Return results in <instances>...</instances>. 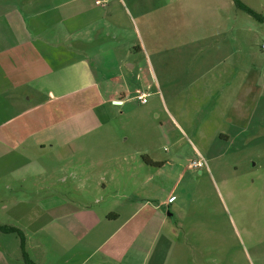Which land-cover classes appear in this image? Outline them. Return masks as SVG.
Here are the masks:
<instances>
[{
  "label": "crops",
  "instance_id": "crops-1",
  "mask_svg": "<svg viewBox=\"0 0 264 264\" xmlns=\"http://www.w3.org/2000/svg\"><path fill=\"white\" fill-rule=\"evenodd\" d=\"M204 1L114 0L101 11L94 0H0V225L23 233L34 264H169L167 163L127 150L129 138L87 137L107 106L127 102L119 56L131 51L155 94L183 85L190 135L249 131L253 62L239 60L231 9ZM94 59L117 73L99 76ZM0 264H25L15 235L0 232Z\"/></svg>",
  "mask_w": 264,
  "mask_h": 264
},
{
  "label": "rangeland",
  "instance_id": "rangeland-1",
  "mask_svg": "<svg viewBox=\"0 0 264 264\" xmlns=\"http://www.w3.org/2000/svg\"><path fill=\"white\" fill-rule=\"evenodd\" d=\"M95 1V8L101 11L118 4L98 0L103 4L99 6ZM138 1L146 5L150 0ZM155 1L160 4L167 0ZM240 1L264 17V0ZM203 3L205 7L231 9L228 14L237 28L239 60L244 67L253 62L245 80L246 92L250 91L249 131L229 142L211 138L205 126L194 127L203 131V138L190 135L180 117L183 85L179 82L172 95L164 90L155 94L157 85L142 69L144 56L131 51L119 56L121 80L130 93L127 102L107 106V117L95 119L87 138H129L127 150L148 149L167 163L166 184L172 197L166 211L172 216L169 222L174 234L169 264H264V25L235 5L224 6L221 0ZM91 65L95 71L101 70L99 76L117 73L115 66L104 71L98 59ZM134 91L145 92L147 103L140 104ZM197 161L204 166L192 167Z\"/></svg>",
  "mask_w": 264,
  "mask_h": 264
},
{
  "label": "trees",
  "instance_id": "trees-1",
  "mask_svg": "<svg viewBox=\"0 0 264 264\" xmlns=\"http://www.w3.org/2000/svg\"><path fill=\"white\" fill-rule=\"evenodd\" d=\"M233 2H234V5L237 9L247 13L253 19H255L257 22L264 25V17L262 15L258 14L254 10H252L249 7H247L246 5H244L240 0H233ZM0 232L3 234L15 235L20 242L21 257H22L23 262L25 264H34L29 259V257L27 256V254L25 252V237L20 230H18L15 227H12V226L0 225Z\"/></svg>",
  "mask_w": 264,
  "mask_h": 264
},
{
  "label": "built area",
  "instance_id": "built-area-1",
  "mask_svg": "<svg viewBox=\"0 0 264 264\" xmlns=\"http://www.w3.org/2000/svg\"><path fill=\"white\" fill-rule=\"evenodd\" d=\"M96 5H99V6H103V4L96 0L95 2ZM262 50L264 51V45L262 46ZM147 98H148V95L147 94H144V93H140L137 95L136 97V100L140 103V104H146L147 103ZM191 166L192 167H195V168H201L204 166V162H201V161H197V162H192L191 163Z\"/></svg>",
  "mask_w": 264,
  "mask_h": 264
}]
</instances>
